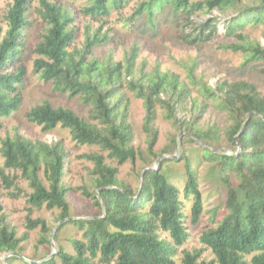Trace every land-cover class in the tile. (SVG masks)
<instances>
[{
  "label": "trees",
  "instance_id": "16d2710c",
  "mask_svg": "<svg viewBox=\"0 0 264 264\" xmlns=\"http://www.w3.org/2000/svg\"><path fill=\"white\" fill-rule=\"evenodd\" d=\"M132 0H93L82 11L84 15L96 19L108 16L110 9H121ZM143 0L134 12V19L144 15L152 23L154 14L169 7L175 14L191 17L198 11L226 12L234 10L237 16L226 21L224 34L235 36L244 42L229 45L225 49L246 54V62L264 61V49L259 43H247L241 31L248 24H264V0H255L253 6H242L245 0ZM29 0H13L5 15L8 30L0 40V128L1 119L14 113L20 96L17 86L22 84L24 70H7L19 61L21 54V32L27 25L26 13ZM41 16L47 29L36 52L41 57L36 62L45 82H52L54 91L69 97H79L89 107L88 120L69 109L53 108L48 102L34 107L26 115L27 120L39 126L47 134L57 126L67 129L72 140L79 146H96L108 157L123 165L136 156L131 147V127L126 121V105L119 96L117 84L121 79V66H106L96 59L87 60L86 55L95 45L106 38H87L79 51H69L74 41L72 21L67 12L45 0H41ZM208 33H201L188 40L187 44L208 42L216 34V25L207 24ZM127 64V73L135 55ZM264 74V70H262ZM129 89L142 99L146 107L145 131L149 135L148 151L151 152L156 133L150 122L153 119L154 104L163 103L171 111L175 103L180 104L186 97L185 88H180L177 78L170 75L152 77L145 83L131 81ZM209 97L220 101L219 107L226 113L230 125L225 130L226 141L231 145V155L205 152L211 160L218 162L223 183L228 188L224 203V214L217 225L208 228L200 237V244L214 256L208 262L200 261V251L183 252L181 264H264V97L256 86L246 82L217 85L216 90L206 88ZM170 95L162 102L160 95ZM116 97L117 100H116ZM186 132L191 141L206 144L216 138L213 130L200 132L188 125ZM3 159L0 167V180L6 189L14 182L5 170H16L27 181L32 193L28 197L31 207L59 210V221L69 218V205L66 200L68 189L61 184L67 154L61 143L48 145L40 140L30 141L19 135L6 137L0 148ZM83 159L92 163L89 173V186L81 188L82 195L93 200L101 211L100 215L87 220L68 222L83 231V240L71 242L74 254L61 247L56 256L41 263L20 260L22 264H175L173 258L177 247H181L189 237L184 226L182 201L179 188L170 183L160 172L145 170L141 175L140 189L133 192L117 178L118 170L105 163V158L97 153L85 154ZM184 197H192L190 221L193 226L199 223L202 214V198L195 173L188 159H184ZM43 172L47 187L40 178ZM236 175L239 183L232 185L231 176ZM39 228L40 244H48L51 231L44 220L27 219L26 229ZM168 233L171 242L160 239L158 232ZM28 239L24 233L16 237L13 229L0 227V256L15 254L6 263L18 261L23 252L21 243ZM55 240V238H54ZM251 256L247 261L246 257Z\"/></svg>",
  "mask_w": 264,
  "mask_h": 264
},
{
  "label": "rangeland",
  "instance_id": "374dc122",
  "mask_svg": "<svg viewBox=\"0 0 264 264\" xmlns=\"http://www.w3.org/2000/svg\"><path fill=\"white\" fill-rule=\"evenodd\" d=\"M45 1L61 8L72 19L68 28L74 30L75 37L69 46L70 52L81 50L87 38L95 36L106 38L101 44L93 46L86 57L87 60L96 59L106 66L120 64L122 76L116 87L119 91L118 97L122 95L123 104L127 106L126 121L132 132L130 145L135 150L136 156L133 161H127L119 166L115 160L108 157L107 152H102L98 147L75 144L69 130L57 126L50 133L44 134L39 126L27 120L28 112L44 102H48L53 108L69 109L87 120L89 112V107L79 97L72 98L67 93L54 91L52 82H45L40 71L36 69L35 64L41 59L36 49L47 29V23L41 16L43 11L41 0H29L26 13L27 25L23 28L20 38L22 46L19 61L7 70L13 72L17 68H22L24 77L22 84L17 86L20 96L17 110L8 118L1 119L0 148L2 140L15 135L33 142L40 140L48 145L61 143L67 154L61 184L69 190L66 200L71 220H87L101 213L94 201L86 199L80 191L81 188L90 185L89 173L93 168L92 163L82 158L83 155L93 153L102 155L107 165L117 168L118 180L133 192L140 189L141 175L145 170L157 171L161 166L160 172L180 190L184 226L189 234L188 240L181 247H177L174 263L181 264L183 252L194 251L201 252L200 261L213 260L211 251L200 244V237L208 228L216 226L222 218L228 188L221 179L218 162L211 160L205 150L226 155H231L233 150L224 134L230 121L219 107L220 101L204 92L206 88L216 90L217 85L222 82H246L256 86L264 97L262 73L264 61L247 63L245 53L225 49L229 45H244V42L237 37H228L224 34L226 21L237 16L238 12L201 10L187 17L184 14H175L166 6L161 11H157L152 23H149L144 15L136 19L133 17L143 0H132L121 9H110L108 16L96 19L84 15L82 11L93 0ZM12 3L13 0H0V40L8 30L5 15ZM254 3L255 0H245L242 6H253ZM207 24L216 25V34L210 41L189 45L181 39V36H189L188 40H192L201 33L207 34L208 31L203 28ZM241 34L247 43H259L264 49V24H248ZM134 49L136 52L128 75L127 64L132 58ZM162 75L175 76L180 88H185L187 92L182 103L172 105L171 111L161 102L154 104L150 127L157 137L149 152V135L144 128L146 107L143 100L130 91L129 84L131 81L145 83L152 77ZM168 96L162 94L160 100L167 101ZM189 124L200 132L213 130L217 136L208 139L206 144L191 141L186 132ZM161 158L163 159L158 165L157 161ZM186 158L195 173L202 198V214L196 226L190 221L193 198L184 197L182 193ZM2 164L0 153V167ZM5 174L12 179L14 186L6 189L0 180V227L7 226L13 229L17 238L24 233L28 234V239L21 243L23 252L19 260L10 264H22L20 260L41 263L52 254L56 256L59 247L69 254H74L71 242L83 240V231L69 222L62 224V221H59V210H48L45 205L40 208L31 207L28 197L32 190L21 173L16 170H5ZM39 176L47 187L42 171ZM231 182L234 187L238 185L239 179L236 175L231 176ZM28 218L41 219L47 223L51 229L48 244L39 243L41 237L39 228L31 231L26 229ZM56 227L57 230L52 236ZM158 234L160 239L171 242L168 233L159 231ZM5 256L6 254L0 256V264H7L4 260ZM250 258L251 256H248L246 260L249 261Z\"/></svg>",
  "mask_w": 264,
  "mask_h": 264
},
{
  "label": "water",
  "instance_id": "95a60500",
  "mask_svg": "<svg viewBox=\"0 0 264 264\" xmlns=\"http://www.w3.org/2000/svg\"><path fill=\"white\" fill-rule=\"evenodd\" d=\"M163 158H161L160 160H158L157 161V164L159 165V163H160V161L162 160ZM69 220H71V219H65V220H63L61 223L63 224V223H65V222H68ZM57 230V227L54 229V231L52 232V236L54 235V233H55V231ZM51 241H52V238H51ZM15 254H12V253H9V254H6V256L4 257V260H6L7 258H9V257H11V256H14ZM54 255L52 254L51 256H50V258H52ZM19 257V256H18ZM35 263V262H34Z\"/></svg>",
  "mask_w": 264,
  "mask_h": 264
}]
</instances>
